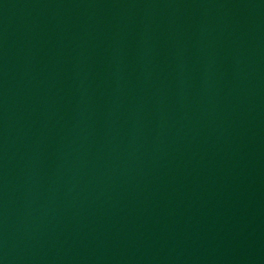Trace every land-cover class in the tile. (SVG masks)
Returning <instances> with one entry per match:
<instances>
[{"label": "water", "instance_id": "water-1", "mask_svg": "<svg viewBox=\"0 0 264 264\" xmlns=\"http://www.w3.org/2000/svg\"><path fill=\"white\" fill-rule=\"evenodd\" d=\"M0 264H264V0H0Z\"/></svg>", "mask_w": 264, "mask_h": 264}]
</instances>
